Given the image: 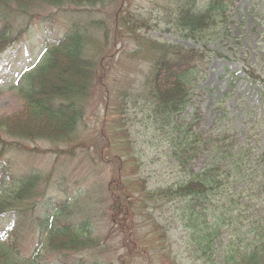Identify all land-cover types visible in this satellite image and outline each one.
Instances as JSON below:
<instances>
[{
	"label": "rangeland",
	"instance_id": "1",
	"mask_svg": "<svg viewBox=\"0 0 264 264\" xmlns=\"http://www.w3.org/2000/svg\"><path fill=\"white\" fill-rule=\"evenodd\" d=\"M9 1L10 7L6 5L9 9L3 12L2 18L14 32H20L21 39L14 46L20 64H26L29 58L36 64L41 61L40 44L45 38H55L62 33L67 26L66 19L71 18L69 11H73L75 24L85 27L83 30L93 40L98 41L100 37L104 41L102 28L89 26V18L94 20L93 24H103L107 45L103 42L101 48L105 59L100 65L105 73L100 85L93 87L92 93L88 87V96L76 100L80 107L75 106V109L81 115H77V122L72 125L66 124L64 118L51 120L36 115L34 109L25 106L17 94L8 93L7 88L14 83V79L2 77L13 72L18 64L11 57L3 68L0 74V117L1 114L8 116L9 125L14 121L24 125L28 121L35 130L43 129L48 123L52 129L59 128L57 126L63 119L64 127L68 126L62 134L40 131L32 140L16 137L13 134L18 133L12 130L11 134L0 130V142L6 150L2 152V160L13 165V173L31 176L28 182L33 183L28 199L24 200L26 210L22 216L9 214L0 218V230L13 222L21 226L17 240L20 254L30 258L38 248L36 259L39 264H227L220 262L218 256L213 262L195 256L177 204H165L158 200L155 207L148 203L141 209L136 204L132 205L130 211L125 205L129 202L125 196L145 198L150 190L165 188L180 180L181 175L166 157V150L169 149L166 148L164 136L158 132L160 125L150 116L151 105L145 103L144 99L136 98V95L142 96L136 94L135 90L148 72L149 61L127 57L132 55L135 44L126 35H118L111 40L113 18L121 7L134 19L141 20L142 16L148 19L145 23L147 28L139 31L140 37L200 49L199 45L179 37L171 30V21L166 16L168 14L171 18L172 15L167 12L173 6L164 9L169 5L167 0H126L125 3L111 0L115 2L112 6L96 13L98 6H58L54 4L57 0ZM18 5L24 15L15 11ZM92 10H96L95 13ZM225 25L228 29L223 32H227L228 37L220 45H215L213 30L207 33L208 36L213 35L214 46L211 49L219 51L224 58L212 55L207 62L204 60L207 63L204 72L200 64L199 80L193 91L192 101L194 107L198 108V124L202 133L210 129L213 118L219 115L215 114V103H219L220 108L226 105L235 109V101L243 98L238 109L243 106L247 109L250 105L256 109L258 106L255 89L244 81H238L229 91L228 72L241 77L244 64L256 66L264 72V0H237L228 13ZM88 44L94 43L91 40ZM85 52L83 56L87 59ZM8 56L9 51L1 58ZM56 56L57 60L48 75L64 73V78L69 80L67 91L79 92L76 85L83 83L86 70L78 66L72 50H65ZM66 58L74 63L73 71H69L63 62L57 64L59 59ZM47 78L45 90L49 87ZM53 86L62 88L56 82ZM123 94L129 95L124 101ZM248 123V117H240L237 111L231 125L241 128ZM122 192L125 196L120 198ZM115 201L122 205L116 210L112 209ZM58 206L65 209L54 216ZM48 207L51 215L59 221L68 224L80 222L83 231L79 235L84 237L79 241L82 242L79 248H63L65 250L60 251L57 247H50L52 240L47 236L42 237L44 247L35 244L33 235L37 226L34 220L45 216ZM156 226L158 229H155ZM227 237L228 230L223 229L219 240L225 241Z\"/></svg>",
	"mask_w": 264,
	"mask_h": 264
},
{
	"label": "trees",
	"instance_id": "2",
	"mask_svg": "<svg viewBox=\"0 0 264 264\" xmlns=\"http://www.w3.org/2000/svg\"><path fill=\"white\" fill-rule=\"evenodd\" d=\"M8 3L9 0H0V17L9 9ZM114 3L111 0H57L54 4L94 8L112 6ZM167 4L164 9L173 6L167 12L172 15L171 18L165 13L167 20L171 21L173 33L201 45L202 50L140 37L138 33L147 28L145 23L148 19L143 16L141 20L134 19L122 9L118 10L116 27L110 33L116 38L117 35H126L135 44V50L128 58L149 61L148 72L135 90L136 94L142 96L136 95V98L144 99L151 105L150 116L160 125L158 132L164 136L166 148L169 149L166 150V157L173 162V168L181 178L165 188L150 190L145 198H132L123 192L120 198L125 196V200L129 201L125 204L129 211L136 204L141 209L148 203L155 207L159 201L177 204L183 227L188 231L189 243L193 246L195 256L201 259L213 262L218 256L220 262L227 264H264V108L260 106L256 112L253 108L246 114L252 118L247 129L233 128L232 115L215 103V114L219 115L213 118L210 129L202 133L198 124V108L194 107L192 101L195 83L199 80L200 64L213 54L222 57L219 52L208 49L213 35L208 36L207 33L213 30L215 45H220L228 37L227 32L223 31L228 29L225 23L234 0H167ZM16 9L18 13L24 12L19 5ZM8 33L9 26H2L0 47L9 40ZM101 36L104 41L100 37L98 41L93 40L86 30H70L59 42L48 48L44 61L38 67L23 76L18 85L7 92L17 94L25 106L34 109L36 115L51 120L64 118L66 124L76 123L81 115L75 109V106L80 107L76 100L87 97L88 87L98 85L104 75L100 63L104 56L101 50L103 42L107 45L106 32ZM91 40L94 44L89 45ZM65 50H72L76 55L78 66L86 70L85 79L82 84L76 85L79 92H68L67 84L61 89L55 88L58 93H51L53 84H47L49 87L45 90V79L57 60L56 54ZM84 52L87 59L83 56ZM245 79L255 87L262 85L264 88V81L253 70L247 71ZM259 94L263 101L264 90ZM126 97L129 95L123 94L122 101ZM7 117L4 114L0 117V130L5 133L16 132L22 135L13 134L16 137L32 140L40 132L39 129L31 134L19 132L13 129L15 127L11 128L17 121L13 125L10 123V127ZM63 121L58 123L60 134L67 131L68 125L64 127L66 124ZM257 128L262 131L261 139L255 136ZM29 186L11 183V187L0 189V216L8 211L18 213L22 209ZM120 206L121 203L115 201L112 209L116 210ZM124 215L129 216L128 213ZM41 225L43 230L48 229L47 236L53 245L50 247L75 250L82 244L79 242L84 237L79 235L83 231L82 227L75 231L70 228L53 229L44 222ZM223 229L228 230V237L220 241ZM0 262L27 264L18 254L15 236L12 242L4 238L0 240Z\"/></svg>",
	"mask_w": 264,
	"mask_h": 264
},
{
	"label": "bare ground",
	"instance_id": "3",
	"mask_svg": "<svg viewBox=\"0 0 264 264\" xmlns=\"http://www.w3.org/2000/svg\"><path fill=\"white\" fill-rule=\"evenodd\" d=\"M71 57V56H69ZM60 62H63L65 63L67 69L69 71H73L74 69V63L72 62L71 59L69 58H66V59H59L58 60V63L57 64H60ZM64 73L60 74L59 76L55 75V74H50L47 78V84H54L56 82V84H59L61 85L62 87L66 86L68 83H69V80L65 79L64 78ZM50 92L51 93H58L59 91L58 90H55L54 86H52V88L50 89ZM48 126V127H47ZM16 130H18L19 132H22V133H27V134H31L32 132L35 131V127L34 126H31V124L27 121L24 126L22 125V123L20 122H16L14 124V126ZM57 127H60V126H57ZM47 128V129H46ZM59 128H54L52 129L51 128V125L48 123L43 129H40L41 132L43 131H48V133H50L51 131L55 132V133H60V130H58Z\"/></svg>",
	"mask_w": 264,
	"mask_h": 264
}]
</instances>
